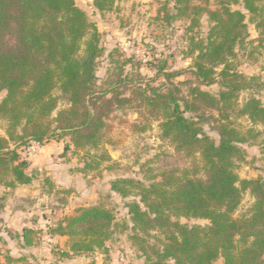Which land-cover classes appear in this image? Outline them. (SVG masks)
<instances>
[{
	"label": "trees",
	"instance_id": "1",
	"mask_svg": "<svg viewBox=\"0 0 264 264\" xmlns=\"http://www.w3.org/2000/svg\"><path fill=\"white\" fill-rule=\"evenodd\" d=\"M93 1L95 9L105 12L116 0ZM186 1L191 0L178 3ZM237 6L247 13L234 10ZM186 10L192 21L207 15L212 23L207 45L192 67L194 74L203 85L219 83L222 88L218 97L194 89L193 102L224 115L250 88L245 77L232 71L229 59L248 36L247 14H264V0H218L216 10L201 6ZM182 14L179 8L177 15ZM99 41L96 26L75 0H0V93H7L0 103V119L8 121L6 136L0 137V184L14 187L32 182L27 174L29 162L18 152L31 142L44 145L51 139L70 137L77 149L100 145L109 109L122 100L95 91L102 53ZM220 66L224 68L218 74ZM58 86L62 94L55 96ZM153 95L151 101L162 107L163 137L187 157H200L204 176L198 177L194 166L163 172L150 186L131 180L112 183V190L123 198L133 188L138 191L140 201L128 207L133 229L143 235L136 238L146 264H215L220 258L224 264H264V182L240 181L235 173L243 157L238 146L245 138L226 124L217 145L194 119L185 117L186 112L197 110L193 102L181 106L171 92ZM61 102L67 107L59 110ZM240 114L264 127L260 100L249 99ZM246 190L256 198L252 214L234 220ZM181 218L208 220L210 226L188 227L180 223ZM115 219L110 210L97 206L66 218L56 230L70 237L74 255L90 254L105 249ZM151 232L162 233L163 240H157L160 245L146 244ZM28 233L25 239L30 244Z\"/></svg>",
	"mask_w": 264,
	"mask_h": 264
},
{
	"label": "rangeland",
	"instance_id": "2",
	"mask_svg": "<svg viewBox=\"0 0 264 264\" xmlns=\"http://www.w3.org/2000/svg\"><path fill=\"white\" fill-rule=\"evenodd\" d=\"M75 2L100 36L102 53L97 60L95 91L106 98L118 96L122 101L109 109L102 141L95 148L77 149L70 137H63L44 145L31 142L18 150L29 162L27 174L33 180L14 187L0 184V264H146L141 241L136 238L143 235L133 229L128 207L140 201L138 191L133 188L131 195L123 198L112 190V183L131 180L150 186L163 172H182L194 166L197 176H204L200 157H187L163 137L162 107L155 106L151 98L156 93L171 92L183 106L184 102H193L194 89L218 97L222 90L219 83L203 85L192 68L207 45L212 23L207 15L192 21L190 10H186L193 6L216 10L218 0H116L105 12L95 9L93 0ZM179 8L182 16L177 15ZM233 9L247 13L241 6ZM246 22L248 36L236 47L229 66L247 79L249 90L242 92L236 106L224 115L197 101L193 102L197 110L186 112L185 117L194 119L217 145L223 125L238 129L246 142L238 146L243 157L236 163L235 173L240 181L264 182V127L240 114L251 98L264 105V14H247ZM223 68H217V73ZM6 94L0 93V103ZM53 94H62L59 86ZM66 107L61 102L59 110ZM7 126L8 121L0 119V137L6 136ZM241 200L234 220L249 218L256 202L250 190L243 192ZM97 206L114 214L112 235L105 249L74 255L70 237L59 235L56 229L80 210ZM179 221L188 227L210 226L204 219ZM28 231L30 244L25 239ZM146 240V244L160 245L157 240H163V235L151 232ZM215 264H224V260L220 258Z\"/></svg>",
	"mask_w": 264,
	"mask_h": 264
}]
</instances>
